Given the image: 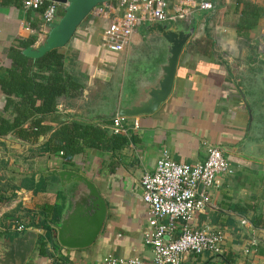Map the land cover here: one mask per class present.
<instances>
[{
  "label": "crops",
  "instance_id": "crops-1",
  "mask_svg": "<svg viewBox=\"0 0 264 264\" xmlns=\"http://www.w3.org/2000/svg\"><path fill=\"white\" fill-rule=\"evenodd\" d=\"M246 3L257 10V16L243 14ZM99 5L106 17L90 15L61 49L67 69L82 79L85 89L78 99L61 100L59 112L45 119L49 126L73 119L105 123L80 118L96 113L106 100L105 88L110 93L113 78H119V64L123 71L126 67L125 59L120 61L123 53L102 45L109 23L124 10L117 0H102ZM65 8L59 5L58 14ZM194 17L196 35L181 57L171 99L155 114L128 118L123 133L128 142L123 148L114 150L109 143L107 150H88L70 167L58 156H38V145L0 138L1 197L18 191L0 210V244L8 241L7 235L14 237V223L18 217H25L26 211L37 216L43 205L52 207L60 203L59 199L64 207L59 189L50 190L59 186L57 181L44 175L54 169H71L97 185L107 201L108 218L92 248L71 254L62 250L69 264H98L109 255L124 259L138 256L152 262V249L145 242L150 211L143 200V175L153 172L165 153L175 162L196 165L207 159L210 146L233 147L248 135L258 142L264 139V129L249 132L246 106L248 103L254 109L255 128L264 126V48L255 47L264 27V0L217 2L213 11L198 12ZM248 22L251 29H243ZM42 25L41 12L25 9L23 0H0V73L2 67L11 66L8 54L18 40L36 36L38 41L32 48L44 44L48 34ZM147 26L137 30L130 47L133 52L146 41L154 47L160 40L158 33L147 32ZM6 102L0 89V116L5 114ZM136 119L139 129L134 128ZM109 129L110 137L116 135ZM225 154L230 172L220 175L219 185L210 191V204L194 221L197 229L208 226L224 231L223 253L189 256L182 264H264V163ZM44 178L46 192L35 195L33 189L23 187L27 179L33 187ZM244 220L248 224H242ZM38 231L47 236L44 230ZM27 264L55 262L41 257L36 247Z\"/></svg>",
  "mask_w": 264,
  "mask_h": 264
},
{
  "label": "water",
  "instance_id": "water-1",
  "mask_svg": "<svg viewBox=\"0 0 264 264\" xmlns=\"http://www.w3.org/2000/svg\"><path fill=\"white\" fill-rule=\"evenodd\" d=\"M55 1L67 5L63 16L51 25L45 43L37 49L28 48L25 50L26 55L36 58L50 50L66 47L79 25L102 2ZM196 23L197 19L194 17L182 24H149L146 27L147 32L158 33L160 36V40L153 44L151 55L145 56V61L142 64L137 63L133 68L126 64V70H120L117 82L112 85V90L96 109V113L90 118H80L113 121L117 117H139L158 112L174 93L180 60L185 48L196 35ZM132 52L131 48L123 52L120 61L130 60ZM246 106L250 117L249 132H262L264 126H254V109L248 103ZM223 149L229 154L264 163V139L258 142L248 135L247 139L238 145ZM44 176L56 178L59 191L65 199L59 222L53 224L51 229L44 230L45 234L49 235L51 247H59V252L65 250L68 254L92 248L99 240L108 218L107 201L99 188L85 175L71 169H54ZM40 232L28 230L10 241L1 243L0 264H27L37 247Z\"/></svg>",
  "mask_w": 264,
  "mask_h": 264
},
{
  "label": "built area",
  "instance_id": "built-area-1",
  "mask_svg": "<svg viewBox=\"0 0 264 264\" xmlns=\"http://www.w3.org/2000/svg\"><path fill=\"white\" fill-rule=\"evenodd\" d=\"M229 1L117 0L124 13L109 23L103 33L102 45L113 52H126L140 27L151 23L175 25L188 22L198 12L213 11L217 2ZM59 5L67 6L55 0H23L27 10L42 11L45 6L41 12L45 34L58 19ZM91 15L104 18L106 12L99 5ZM257 43L256 46L251 44L264 48V27ZM128 118H115L111 124L112 132L126 133ZM134 128H140L138 119ZM229 172V161L221 147L210 146L207 159L196 165L175 162L165 153L155 170L145 173L141 181L143 200L150 211L145 242L152 249V262L138 256L124 259L109 255L98 264H182L189 256L222 254L226 239L224 231L208 226L197 229L194 221L196 215L210 204V191L219 185L220 175ZM242 224L246 225L248 221L244 220ZM14 230L26 232L22 225L15 226Z\"/></svg>",
  "mask_w": 264,
  "mask_h": 264
},
{
  "label": "trees",
  "instance_id": "trees-1",
  "mask_svg": "<svg viewBox=\"0 0 264 264\" xmlns=\"http://www.w3.org/2000/svg\"><path fill=\"white\" fill-rule=\"evenodd\" d=\"M63 14L64 12L59 13L60 16ZM243 14L257 16V10L246 3ZM249 25V22L245 23L243 29H251ZM35 28L38 29V26L35 25ZM37 41L36 36L18 40L8 54L11 66L1 68L0 89L7 102L5 114L0 116V138L38 145V156H58L64 165L70 167H74L75 159L88 150H107L109 143H112L114 150L123 148L128 142L123 133L109 136L112 121H105L104 125H100L73 119L61 122L56 127L45 123L47 117L59 112L62 99L70 101L80 98L86 85L67 69L66 57L61 49L50 50L36 58L26 55L25 50L33 47ZM30 183V180H25L23 187L33 189L35 195L47 190L45 178L37 185L33 184V187ZM17 193L10 197H1L0 194V210ZM59 197L63 199L62 194ZM62 209L60 203L52 207L43 205L37 216L28 210L26 216L18 217L14 225H22L26 231L51 229L53 224L59 222ZM13 234L15 237L20 232L14 231ZM7 236L8 241L13 239L12 233ZM49 239V235L40 236L37 242L39 255L53 258L55 264H69L68 256L61 252L58 255V249L50 247Z\"/></svg>",
  "mask_w": 264,
  "mask_h": 264
},
{
  "label": "rangeland",
  "instance_id": "rangeland-1",
  "mask_svg": "<svg viewBox=\"0 0 264 264\" xmlns=\"http://www.w3.org/2000/svg\"><path fill=\"white\" fill-rule=\"evenodd\" d=\"M45 41H44V43H45ZM154 49H156V48H154ZM151 50H153L152 49V43L150 41H146V44H143L142 46H139V49L136 50L135 56L137 57L138 54H141V55H144V56H149V55H151V53H150ZM155 52H157V51H155ZM136 57L133 56V58H131L130 60H127V62L125 61V64H127L128 67H131V65H133L134 63H138L140 61V59H138L139 57L138 58H136ZM138 64H142V63H138ZM125 70H126V68H125ZM116 77L117 76H115L113 78L111 85H114L117 82V78ZM121 80H122V77H121ZM105 90H106V93H109V88H105ZM111 90H112V87H111ZM97 100H99V99H97ZM58 189H59L58 186L50 188L51 191H55V192L58 191Z\"/></svg>",
  "mask_w": 264,
  "mask_h": 264
},
{
  "label": "flooded vegetation",
  "instance_id": "flooded-vegetation-1",
  "mask_svg": "<svg viewBox=\"0 0 264 264\" xmlns=\"http://www.w3.org/2000/svg\"><path fill=\"white\" fill-rule=\"evenodd\" d=\"M133 53H134L133 56L136 57V56H135V53H136V52H133ZM137 54H138V53H137ZM133 56H132V58H133ZM138 57H139V58H138ZM136 58L140 59V61H139L138 63H143V62L145 61V59H146V57H145L144 55H141V54H138V56H137ZM136 64H137V63H134L133 65H131V67L133 68ZM121 68H123V67H122V65L119 64V66H118V74H119Z\"/></svg>",
  "mask_w": 264,
  "mask_h": 264
}]
</instances>
